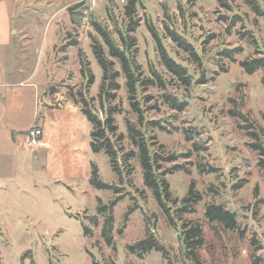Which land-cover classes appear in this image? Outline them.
<instances>
[{
    "label": "rangeland",
    "instance_id": "374dc122",
    "mask_svg": "<svg viewBox=\"0 0 264 264\" xmlns=\"http://www.w3.org/2000/svg\"><path fill=\"white\" fill-rule=\"evenodd\" d=\"M0 1L13 8L12 34L25 32L15 42L24 45L19 59L23 57L28 73L35 70L33 82L41 88L39 124L48 143L42 147L46 149L29 150L31 154L21 150L16 176L1 197L7 206L0 210V264H168L159 251L140 254L129 249L146 238L148 227L169 251L172 264H253L255 258L264 262V171L259 167L264 156L252 148L255 143L264 148V68L248 74L241 66L246 60L264 59V16L245 0H229L231 10L216 0H137L138 26L128 33L129 0L96 1L79 27H74L67 9L52 17L66 0ZM257 1L264 13V0ZM92 21L105 27L122 49V34L135 39L138 84L155 81L138 92L141 113L131 106L126 78L116 60L119 89L101 93L103 70L92 44L98 42L106 54L108 50ZM150 26L170 56L188 69L190 86L163 65ZM168 29L194 47L199 61L172 40ZM226 50L236 51L233 60L220 54ZM155 72L165 81L164 87ZM202 79L205 84H198ZM79 93L101 119L108 108L118 110L115 140L122 137L118 142L122 154L138 151L128 121L146 132L151 151L160 155V170L169 173L164 178L170 199L178 201L170 205L175 225L145 186L138 158L129 162L130 174L122 167L119 175L104 151H93V126L82 111ZM170 94L185 104L183 111L165 102ZM235 110L249 121L233 117L230 112ZM248 124L254 128H242ZM252 132L258 134V141ZM93 165L100 180L118 191L91 186ZM192 183L202 201L193 211L179 212ZM118 198L110 246L102 237L104 217H97L98 228L91 219L100 204ZM210 205L235 214L237 228L210 223L205 216ZM184 224L203 229L198 262L187 256L180 239ZM85 227L92 229V236L85 234Z\"/></svg>",
    "mask_w": 264,
    "mask_h": 264
},
{
    "label": "trees",
    "instance_id": "16d2710c",
    "mask_svg": "<svg viewBox=\"0 0 264 264\" xmlns=\"http://www.w3.org/2000/svg\"><path fill=\"white\" fill-rule=\"evenodd\" d=\"M137 0H129L128 5L125 7V14L130 19V23L128 26V33H132L135 31L136 26H138V20L134 18L135 15V7ZM219 5L223 8H228L231 10V5L229 0H216ZM247 4L257 13L259 16H264V13L259 5L257 0H245ZM86 9V2L77 3L68 8L67 12L69 14L70 20L74 27H79L83 13ZM92 26L95 32L101 36L103 39L108 54L105 53L102 45H99L98 42L94 41L92 44V50L97 59L98 63L102 67L103 70V83L101 86V93L104 90H109L110 92L116 91L119 89V84L117 79L119 78V72L114 70L116 60L120 63L121 71L126 78V87L129 93V99L131 100V106L137 113H141V109L139 108V103L136 101L138 92L141 91L142 87L155 85L154 80H148L146 82L139 83L138 79V70L139 67L135 63V57L132 52L135 46V39L131 36L121 35V40L125 44L123 49L117 45L115 39L112 37V34L105 28L102 27L99 23L92 21ZM150 32L153 34L155 40L157 41L158 51L160 55L161 62L166 67V69L176 76L180 81L183 82L185 86H190L191 76L189 71L183 65L177 63L168 53L166 48L159 35L156 33L154 28L150 26ZM169 36L172 40L179 45V47L186 52H188L195 60L199 61L198 54L194 50V47L181 35L176 33L173 30L168 29ZM253 43L256 44V39H254ZM234 52L236 51H223L220 53L228 59H234ZM242 68L248 74H254L257 70L264 68V59L258 58L253 60H246L241 63ZM224 70V69H223ZM160 87H164L166 84L165 81L158 73H154ZM89 82L92 83L94 77L92 74L89 75ZM198 84H205L204 79L200 80ZM81 95V102L84 104L83 113L87 117L88 121L93 126V131L91 133L92 142L91 146L95 153L100 151H104L111 163V167L114 172L121 175L122 167L131 173V168L129 162L133 159H139L141 163V168L143 171V180L144 184L148 189H151L159 203V206L164 211L165 215L168 217L169 222L172 225H175V220L171 214L170 205L177 204V200L173 201L170 199V187L166 179L165 175L169 174L160 170L158 160H160V155L156 152L151 151L150 143L148 140V136L146 132L136 128V126L129 122L127 123L128 133L130 136L133 145L137 148V152L129 151L128 153L122 154V149L118 146V142L122 140V137H118V140H115V135L117 132V127L115 125L114 115L118 111L116 108H108L106 111L104 119H101L99 115L93 111V108L90 107L83 93H79ZM101 97V94H100ZM165 102L171 105L172 108L183 111L185 104L180 102L176 96L170 94L165 97ZM231 115L235 118L243 120L244 122H248L247 116L240 113V111L235 110L230 112ZM157 125V122L152 123ZM37 128L41 129L37 126ZM163 128V127H162ZM243 129H253V124H248L242 127ZM42 130V129H41ZM251 136L257 139L258 134L255 132L250 133ZM196 148L197 145H195ZM252 148L256 151H259L260 156H264V148L260 145V143H255L252 145ZM259 167L264 171V160L259 162ZM179 168V167H176ZM174 168V169H176ZM91 186H94L98 189H110L118 191V189L114 186H110L102 182L98 175V169L93 165L92 167V176L90 178ZM118 200L111 202L109 205H102L98 207L97 216H94L91 219V223L95 228L99 227L98 216L104 217V223L102 227V237L105 242L112 246L113 245V224H114V216L113 211L116 206ZM202 201V195L195 190V184L192 183L190 186L189 194L182 200L183 207L179 209V212H190L193 211L195 205ZM133 212V209H129L128 213L125 216V219H128V216ZM206 219L210 223H221L228 230H235L237 228L236 216L230 211L226 210L223 206L210 205L207 207L205 212ZM184 224L182 226L181 232L179 234L180 239L183 244L186 246V254L191 260H198L197 250L204 245V232L200 225H190ZM85 234L87 236H92L93 231L89 227H85ZM253 245L256 246V242H253ZM132 252L139 251L140 254H146L152 250L159 251L163 254L164 258L168 261V264H172L170 261L169 251L166 249L164 245H162L154 235L153 231L148 227L146 231V238L137 242L136 244L129 247ZM198 262V261H197ZM98 264V263H94ZM253 264H264V262L260 258H255L253 260Z\"/></svg>",
    "mask_w": 264,
    "mask_h": 264
},
{
    "label": "crops",
    "instance_id": "0c3cea01",
    "mask_svg": "<svg viewBox=\"0 0 264 264\" xmlns=\"http://www.w3.org/2000/svg\"><path fill=\"white\" fill-rule=\"evenodd\" d=\"M84 1L87 2L66 0L67 4L51 13L52 17L63 9L68 10L70 6ZM13 18V8L0 1V210L7 206L1 197L4 198L8 182L16 176L15 165L19 153L24 150L31 154L24 143L26 133L37 126L43 130L39 124L41 88L38 83L33 82L35 70L28 73L23 57L19 59L24 52L21 46L24 45L15 41L17 36L24 38L25 32L20 30L21 32L15 31L12 34ZM42 140L48 145L44 130Z\"/></svg>",
    "mask_w": 264,
    "mask_h": 264
},
{
    "label": "built area",
    "instance_id": "2783aa9c",
    "mask_svg": "<svg viewBox=\"0 0 264 264\" xmlns=\"http://www.w3.org/2000/svg\"><path fill=\"white\" fill-rule=\"evenodd\" d=\"M95 1H89V5L86 6L85 12H84V19L85 21L88 20L90 17V14L95 7ZM43 130L34 127L31 130H29L25 135V147L27 150L32 151L33 149H38L44 147L46 144L43 142Z\"/></svg>",
    "mask_w": 264,
    "mask_h": 264
}]
</instances>
